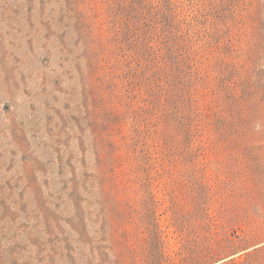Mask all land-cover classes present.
Here are the masks:
<instances>
[{
  "label": "rangeland",
  "instance_id": "rangeland-1",
  "mask_svg": "<svg viewBox=\"0 0 264 264\" xmlns=\"http://www.w3.org/2000/svg\"><path fill=\"white\" fill-rule=\"evenodd\" d=\"M0 264H264V0H0Z\"/></svg>",
  "mask_w": 264,
  "mask_h": 264
}]
</instances>
